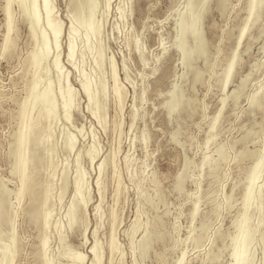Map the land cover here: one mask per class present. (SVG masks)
<instances>
[{"label":"rangeland","instance_id":"obj_1","mask_svg":"<svg viewBox=\"0 0 264 264\" xmlns=\"http://www.w3.org/2000/svg\"><path fill=\"white\" fill-rule=\"evenodd\" d=\"M94 1L97 7L93 22L96 21L94 25L98 22L100 29L97 38L91 36L86 44L83 29L73 21L75 14L69 0H51L52 11L62 23L60 62L64 74L68 75L67 82L62 79L60 85L63 90L71 88L74 104L69 122L63 120L62 110L57 114L59 117L55 116L57 119L50 130L53 164L45 156L38 171L37 181L41 186H38L36 206L41 212L51 214L44 231L41 218L36 223L28 219V197L24 196L21 205L17 204L18 176L13 173L14 159L10 153L22 122L19 110L32 83L30 53L39 45L34 43L29 23L22 18L14 2L11 5L14 44L7 53H2L6 0H0V183L9 192L7 217L11 220L0 224V264H7L5 251L12 231L17 240L14 264H42L40 241L44 235L48 237L46 256L54 264H74L76 252L85 255L82 264H90L94 241L102 259L95 264H176L182 253V264H228L230 239L236 233V223L243 211L246 179L261 151L264 136V99L260 108L248 109L249 98L264 87V6L261 20L252 26L238 46V63L228 86L222 91L221 79L247 18L248 0H225L222 7L216 1L210 2L200 22L207 45L205 55L192 62L184 78L182 74L186 69L181 63L177 36L179 16L185 11L187 0ZM39 25L35 29L38 36L45 26L42 19ZM70 26L78 33L75 66L66 59ZM49 43L50 55L47 62L42 63V74L47 72L57 91L56 75L49 71L56 52ZM98 51L103 56L101 64L96 63ZM111 59L116 66L119 86L125 92L121 111L111 93ZM194 72L200 73L197 81L193 80ZM243 78L240 96L234 101L229 96ZM81 81L90 82L92 91L97 92L96 103L88 104ZM40 85L38 88L42 90ZM173 88L181 91L186 104L178 114L168 116L163 105ZM222 96L227 97L226 104L216 122L213 140L206 143L209 125ZM95 107L97 118L89 110ZM133 112L134 120L130 124ZM30 114L35 117L36 110ZM40 123L37 128L47 126L46 122ZM118 123L120 128L116 126ZM45 133L42 132V136ZM72 135L75 147L66 151L64 139ZM219 146L222 147L220 155L216 152ZM90 147L97 152L92 164L86 156ZM78 152L81 155L78 166L84 171L82 193L87 204L77 213L76 224L69 229L67 209L74 197ZM203 158L209 162L218 160L210 168L209 163L201 164ZM102 161L99 173L97 168ZM185 161L186 179L179 189L176 178ZM64 166L68 170L67 189L58 200ZM262 171L258 182L264 176ZM116 175L121 178V188L115 196ZM48 182L51 190L47 206V202L43 204V188ZM196 198L199 199L198 211L191 222L190 213ZM112 208H115V236L120 251L109 263L107 244ZM251 215V222L256 225L259 215ZM261 219L263 222L252 243V264H262L264 247L258 235L264 233V198ZM136 220L139 228L131 234L129 228ZM58 228L64 236L63 242L58 240ZM145 229L152 240L148 239L145 253L140 254L136 247ZM196 236L200 238L198 242L191 239ZM212 255L217 258H208Z\"/></svg>","mask_w":264,"mask_h":264},{"label":"bare ground","instance_id":"obj_2","mask_svg":"<svg viewBox=\"0 0 264 264\" xmlns=\"http://www.w3.org/2000/svg\"><path fill=\"white\" fill-rule=\"evenodd\" d=\"M109 1L110 0H106V3H108ZM212 1H216L217 5L222 7L225 0H187L185 11L181 13V15L179 16V20H178L179 32L177 36V48L180 51L181 63L184 65L186 69V71L182 74V78H184L188 74L192 62L196 59H200L202 56L205 55V50H206L207 45L205 42L206 40L204 39L203 34L201 32L202 28L200 27V22L203 19V16L206 14L209 4ZM14 2H16L18 7L20 8L22 18L26 22L29 23L30 36L34 40V43L37 42L36 45L37 44L39 45L37 46L39 48L34 49L30 53L29 62L32 67V76H33L32 83H31V87L29 90V94L26 97V99H24L25 101L24 102L22 101L23 104L21 105L20 110H19V115L21 116L19 118H21L20 120H22V122H21V126L18 132L15 134L14 142L12 144L11 151H10L14 159V162H13L14 168H12L14 170L13 173L18 176V186L15 192V197H16L18 205L20 204L21 200L24 199V196L28 197L30 201L29 210L27 211V214L29 217L28 219H30V222L33 221V223L34 222L36 223L41 218L43 222L41 223L42 228L44 231H46V229L48 228L51 214L49 211L41 212L39 207L36 206V203L38 201L37 199L38 186L40 185L39 182L37 181V176H38L39 167L41 166L42 161L44 160L45 156L47 160H49L50 163L53 164V161L51 159V152H52L51 143L53 140L52 139L53 135L51 132L52 131L51 124L55 119H57V117L55 116L61 110L62 111L60 113H62L63 120L65 122H69L71 118V109L74 104L73 103V92L71 88L69 87L65 88L66 90L65 89L63 90L62 89L63 86L61 87L60 85V82L62 81V79H65L67 82L68 75L67 73L64 74L63 72L64 67L62 66V63L60 62L61 60H60V51H59V48H60L59 47L60 46L59 37L61 34V30H62V23L60 22L61 20H58L59 18H57L56 15H54L52 11L51 0H6L5 8H4L5 32H4V39H3V45H2V53L3 54L7 53L8 50L12 48L14 44V39L12 38L13 36H11V33L14 29V21L12 17L11 5ZM69 6H70L71 11L75 14L73 16V21L75 22V24L79 25L83 29V32H84L83 38L85 37L86 44H88V41H90L89 39L91 38V36H95L97 38L99 34L100 26H98L97 24L98 22L96 23V25H94V22L96 21L93 22V14L97 7L95 1L94 0H69ZM263 6H264V0H248L247 18L245 19L243 26L241 27L239 31L236 46L223 72V77L221 79V84H220V88L222 91H224L226 86H228V83L230 82L234 74L235 66L238 63V46L240 45V42L243 39V37L246 36L248 31L252 28V26L256 22L259 21L261 17V9L263 8ZM84 12H85V15H84ZM119 12L121 13L120 9H119ZM41 19L45 23V26H44L43 31L41 30L42 31L41 34L38 36L37 34H35L36 32L35 29L38 28V26H40L39 24L41 22ZM47 32H48V35L46 34ZM68 32H69V39H68V44H67L66 59L70 65L75 66L74 64L75 61L73 62V60L76 59V58L74 59L75 48L77 49L76 44H75V39L78 36V33L75 31V28L73 26H70ZM95 37H93V39H96ZM48 43L51 45L53 44V49L56 52V54L51 59V68L49 71L52 70V72L56 75L57 82L59 83L57 91L53 89V86L51 85L50 77H48L47 72L45 71V73L42 74L44 72V70L42 71V67H41L42 63H44L43 61L47 62V59L49 58V55H50V48L48 47ZM91 44H93V42H91ZM90 45L89 47H91ZM135 45H137V43H135ZM86 50H87V47H86ZM91 50L93 49L91 48ZM102 58H103L102 52L98 51L97 57H96V63L101 64ZM81 60H82V57H81ZM110 68H111L110 72H111V80H112V89H111L112 92L111 93L113 95V99L115 103H117L118 109L121 111L123 101L125 98V92L119 86L118 79H117L116 66L112 59L110 61ZM199 75L200 73L194 72L193 80L197 81V78L199 77ZM244 80L245 79L243 78L242 83L237 88L231 91L229 98L235 101L238 98V96H240L239 94L241 92L242 84ZM88 81H90V79ZM88 81H81V89L83 90V93L87 98L88 104L92 105L93 103H96L97 101V97H96L97 92L95 93L92 91V88H91L92 85L90 84L91 81L90 82ZM41 83L44 84L43 87H41L42 86L40 85ZM39 85L42 88V90L38 88ZM93 86H96V85L93 84ZM37 88L39 89V91L37 90ZM226 99H227L226 96H222L220 99L219 109L209 125V129H208L209 134L205 141L206 143L207 142L210 143L211 140H213L216 122L217 120H219L218 118L220 114H222L221 111L224 108V105L226 104L225 103ZM263 99H264V87H260L249 98V101H248L249 111H253V110L260 108L261 102ZM58 101L60 102V105L58 104L59 103ZM185 104H186V101L182 99L181 91L176 88H173L170 91L168 100L164 103L163 107L165 108L166 114L168 116H172L174 113L178 114V112L183 109ZM95 108L94 109L89 108L91 115L94 117H96L95 114H97L96 113L97 108L96 109ZM33 110H36L35 117H33L30 114L31 111ZM133 120H134V112L131 113L130 124H132ZM40 122L42 124L43 122H46L47 126L45 127L43 125L42 129L37 128L38 126L37 124ZM116 126L120 128V123H118ZM42 132H46L44 134L45 136H42ZM175 136H176V133H174L172 136L173 140L175 139ZM75 144H76V140H75L74 135L68 136L66 139H64V148L66 151L73 150L75 147ZM216 152L218 153V155H220L222 152V147L219 146ZM243 154L244 153H241L240 156H243ZM86 156L89 162L92 164L97 158V152L95 151L93 147H90L86 151ZM80 158H81V155L78 152L75 156V164L77 168H76V175L74 177L75 178V183L73 187L74 197L72 199V202L69 208L67 209L69 229H72L73 226L76 224L77 213L80 210H82V208L87 204V201L83 196L84 194L82 193L84 171H82L78 166ZM220 159H221V156H220ZM217 160L218 159L216 160L214 159L213 161L209 162L205 158H203L201 164L204 165L206 163H209L208 165H210V168H212L217 163ZM103 163L104 161L98 164L97 169L99 170V173L102 170L101 168H102ZM186 169H187V162L185 161L183 164L182 171L178 174L176 178L177 187L179 189L182 188V185L186 179L185 178ZM262 170H264V136L262 140L261 151L259 152L258 157L254 165L252 166L251 171L246 179L247 181H246V187H245V192H244V197H243V211L240 216V219L236 223V233L233 236V238L230 239L231 240V247H230L231 252L229 254L230 260L228 264H252L253 262L254 251L252 248V243L255 239L254 238L255 233L258 232L259 230L258 226H260L261 222H263L261 219V214H262L263 198H264V176L261 182H258V179L261 177L260 175L263 172ZM67 173H68L67 166H64L61 172V178H60L61 186L59 189L60 194L58 195V200L62 198L63 193L67 189ZM52 176H54V173L51 175V177ZM115 181H116L115 196H116L121 188L120 186L121 178L119 177V175L115 176ZM97 182L99 181L97 180ZM50 187H51V184L48 182L43 188V194H44L43 204H46L48 200V197H49L48 194L51 190ZM8 195H9V192L5 190L0 183V224L2 225H4L3 223L6 224V222L10 223L11 221L9 217H7ZM198 202H199L198 198H196L195 201L193 202V207L190 213L191 222L195 219L197 215ZM47 206H48V202H47ZM98 208H99L98 205L95 206L94 208L96 213L99 210ZM114 209L111 212L110 234H109V240L107 244L109 263L112 262L113 257L117 253H119L118 251H120L116 243V236H115L116 215L114 213ZM249 210H252V212L250 213ZM252 213L253 214L256 213L259 215L257 218L256 225L252 224L251 222ZM95 215L97 216V214ZM138 228H139V223L136 220L132 224V226H130L129 228L130 233L131 234L134 233ZM57 230H58V240L59 242H63L64 236L62 235L59 228ZM145 230H146L145 233L141 237L136 247V249L139 250L140 254L145 253L147 249V245H148L149 233L147 232V229ZM12 232L13 233L10 234L11 235L10 242H9L10 244L8 245L5 251V254H6L5 257H6L7 264H14L13 262H14V259L17 253V240L14 235V231ZM191 239L194 242H198L200 238L199 236H196V237H191ZM258 240L262 243L264 247V233H259ZM40 245H41L40 249L43 251V254H42L43 263L42 264H54L53 261L48 259L46 256L47 245H48V237L46 235H44L43 238L41 239ZM131 246H132V250L134 251L135 248L133 247L132 243H131ZM91 251H92L93 259L91 260L90 264H95V263L100 262L102 259L100 260L101 256L99 257V255L97 254V242L96 241H94L93 245L91 246ZM62 255H64V253ZM74 255H75L74 261H73L74 264H82L85 259V255L81 254L80 252H76L74 253ZM183 258H184V254L182 253L181 257L177 260L176 264H182L184 261ZM208 258L215 260V258H217V255H212V257L209 256ZM262 264H264V249H263V256H262Z\"/></svg>","mask_w":264,"mask_h":264}]
</instances>
